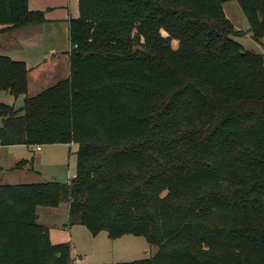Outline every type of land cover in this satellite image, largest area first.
<instances>
[{
	"label": "trees",
	"instance_id": "obj_1",
	"mask_svg": "<svg viewBox=\"0 0 264 264\" xmlns=\"http://www.w3.org/2000/svg\"><path fill=\"white\" fill-rule=\"evenodd\" d=\"M229 1L79 0L62 79L54 54L31 69L0 54V91L25 96L0 102V145L77 146L69 183L0 184V264H78L50 208L158 248L116 264H264V54L234 38ZM237 1L264 48V0ZM46 20L0 0V48Z\"/></svg>",
	"mask_w": 264,
	"mask_h": 264
},
{
	"label": "rangeland",
	"instance_id": "obj_2",
	"mask_svg": "<svg viewBox=\"0 0 264 264\" xmlns=\"http://www.w3.org/2000/svg\"><path fill=\"white\" fill-rule=\"evenodd\" d=\"M224 9L227 17L241 33L239 37L234 36V38L247 51L250 50L258 54H264L262 44L251 36L249 31L250 24L239 2L237 0H231L224 4ZM162 33L165 36L168 35L166 31H162ZM17 41L19 40L17 39ZM178 47L179 45L177 47L173 46L174 49H178ZM24 99V95L14 97L9 93L0 91V102L13 105L15 108L22 107L24 105ZM68 149L69 147L66 146L46 145L43 147V151L39 153L41 155L40 158H42L41 161L37 163V157L34 163L35 169L40 171V173L34 172L24 176L19 170L18 172L9 174L8 168L14 163L15 153L19 154L17 157L26 156L30 158L29 150L25 146L18 148L0 146V184L9 182L11 184H18L19 182H50V180H56L61 184L69 183L76 174L77 146L69 149L71 151L70 158H68ZM64 210L66 209H43L40 212V221L50 228L53 243L69 244L71 258L80 259V264L130 263L152 257L158 251L157 247L149 244L147 239L142 236L129 234L113 240L106 231L94 235L83 224L71 226L72 230H68V228L62 229L61 224L64 221ZM52 212H58L59 216L56 217Z\"/></svg>",
	"mask_w": 264,
	"mask_h": 264
},
{
	"label": "crops",
	"instance_id": "obj_3",
	"mask_svg": "<svg viewBox=\"0 0 264 264\" xmlns=\"http://www.w3.org/2000/svg\"><path fill=\"white\" fill-rule=\"evenodd\" d=\"M29 7L32 10L45 11L47 18L46 22L40 26H30L29 28L16 31L12 39L2 43L0 54L8 56L14 61L25 62L30 69L41 64L47 55L54 54V66L49 72L52 78L55 80L62 79V77H68L70 73L69 52L71 49L69 25L72 18L80 16L79 0H29ZM14 38H17L19 41ZM49 145L66 146L69 147V149L75 147L74 144ZM20 146H25L29 150L28 153L30 152L29 155H31V157H17L19 154L15 153L14 156L16 157H14V163L8 168L9 174L18 172V170L21 171L24 176L34 172L40 173V171L35 169L34 163L37 157V163L41 161L42 158H40L41 155L39 153L43 151V147L46 145L40 146V149L37 148L38 146L32 147L21 144L10 145L7 147L18 148ZM69 149L68 158H70L71 152ZM22 161H27V164L22 167H17L18 163ZM52 214L56 217L59 216L58 212H52ZM63 217L64 221L61 224V228L72 230V227H65V224L68 221V209L64 210ZM74 259L76 260V263L80 264V259Z\"/></svg>",
	"mask_w": 264,
	"mask_h": 264
},
{
	"label": "built area",
	"instance_id": "obj_4",
	"mask_svg": "<svg viewBox=\"0 0 264 264\" xmlns=\"http://www.w3.org/2000/svg\"><path fill=\"white\" fill-rule=\"evenodd\" d=\"M37 148L40 149V146H38Z\"/></svg>",
	"mask_w": 264,
	"mask_h": 264
}]
</instances>
